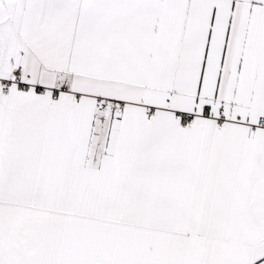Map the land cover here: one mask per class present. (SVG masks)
Segmentation results:
<instances>
[{
	"label": "snow or ice",
	"instance_id": "1",
	"mask_svg": "<svg viewBox=\"0 0 264 264\" xmlns=\"http://www.w3.org/2000/svg\"><path fill=\"white\" fill-rule=\"evenodd\" d=\"M0 264H264V0H0Z\"/></svg>",
	"mask_w": 264,
	"mask_h": 264
}]
</instances>
